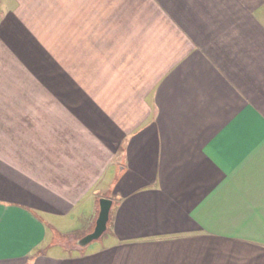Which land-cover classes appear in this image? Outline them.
<instances>
[{
    "label": "crops",
    "instance_id": "obj_1",
    "mask_svg": "<svg viewBox=\"0 0 264 264\" xmlns=\"http://www.w3.org/2000/svg\"><path fill=\"white\" fill-rule=\"evenodd\" d=\"M10 26L69 81L0 101V264H264V0H0V79Z\"/></svg>",
    "mask_w": 264,
    "mask_h": 264
},
{
    "label": "rangeland",
    "instance_id": "obj_2",
    "mask_svg": "<svg viewBox=\"0 0 264 264\" xmlns=\"http://www.w3.org/2000/svg\"><path fill=\"white\" fill-rule=\"evenodd\" d=\"M10 28H12L11 31H7V33L11 37L9 38L7 35L6 40L7 45L10 46L7 47L9 55L6 57L7 70L10 72L7 71L5 78L0 79L1 89L4 88L7 92L0 95V101H8L12 105L19 102L20 109H24V104L29 105V102H33L37 98H33V93L31 94L30 91L34 78H38V82H44L47 77L51 81V88H54V98L60 102L65 96H61L58 92L61 93L63 85H67L69 79L65 77V72L61 71L60 63H52L47 58L46 44L49 41L62 38L61 26H10ZM53 49L56 53V47ZM70 82L71 85H74L72 80ZM43 94V100L38 101L39 103L46 101V95ZM8 112L12 111L8 110ZM61 238L57 240L65 241L70 245L77 243V240L70 239V236Z\"/></svg>",
    "mask_w": 264,
    "mask_h": 264
},
{
    "label": "water",
    "instance_id": "obj_3",
    "mask_svg": "<svg viewBox=\"0 0 264 264\" xmlns=\"http://www.w3.org/2000/svg\"><path fill=\"white\" fill-rule=\"evenodd\" d=\"M112 200L108 197H101L99 199V211L95 220L94 228L91 232L85 234L78 240V244L85 245L92 240L98 239L107 228L109 219V212Z\"/></svg>",
    "mask_w": 264,
    "mask_h": 264
}]
</instances>
